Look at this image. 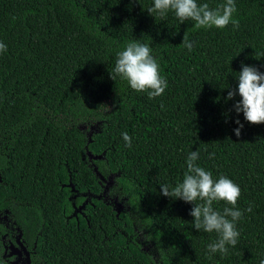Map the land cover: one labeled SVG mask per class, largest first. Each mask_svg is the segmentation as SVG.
<instances>
[{"label": "trees", "instance_id": "1", "mask_svg": "<svg viewBox=\"0 0 264 264\" xmlns=\"http://www.w3.org/2000/svg\"><path fill=\"white\" fill-rule=\"evenodd\" d=\"M197 2L215 9L224 0ZM234 2L238 28L196 29L173 12L149 14L153 0H0V264L11 247L27 253L17 264H152L127 215L97 198L87 153L117 174L162 264H261L264 124L247 123L232 110L239 96L225 97L242 64L264 73V0ZM130 41L150 46L168 84L161 96L110 78ZM96 123L88 140L81 127ZM192 151L241 191L240 235L226 255L207 251L218 236L193 228L194 205L160 193L182 182Z\"/></svg>", "mask_w": 264, "mask_h": 264}, {"label": "clouds", "instance_id": "2", "mask_svg": "<svg viewBox=\"0 0 264 264\" xmlns=\"http://www.w3.org/2000/svg\"><path fill=\"white\" fill-rule=\"evenodd\" d=\"M148 13H156L162 19L173 12L180 25L186 21L194 22L196 29H224L230 23L234 28L239 27L238 20L233 19L236 12L234 0H224L217 8L209 7L208 3L198 4L197 0H153V6ZM183 46L192 51L194 42L189 41L186 33L182 39ZM7 50L0 42V53ZM114 75L127 81L135 92H146L149 99L161 96L168 87L167 80L161 76L157 59L152 55L148 44L130 41L122 51L117 53ZM237 87L229 88L225 101H231L239 96V101L233 104L232 110L252 125L264 124V73L251 65H241L238 73ZM234 129V135L239 137L243 124L239 120ZM126 147H131L132 140L127 132L122 133ZM199 152L192 151L186 160V172L183 180L174 187L167 184L160 186L164 197L182 200L194 205L189 213L193 218V228L205 233H216L218 238L207 246L211 254L226 255L229 247H235L240 233L236 224L242 218V211L237 207L241 191L237 184L226 176L213 178L210 171L197 164ZM224 202L227 207L222 211L214 208V203ZM249 207L246 211L250 212ZM264 264V260L261 261Z\"/></svg>", "mask_w": 264, "mask_h": 264}, {"label": "rangeland", "instance_id": "3", "mask_svg": "<svg viewBox=\"0 0 264 264\" xmlns=\"http://www.w3.org/2000/svg\"><path fill=\"white\" fill-rule=\"evenodd\" d=\"M81 130L85 133L88 140H90L92 135L100 132L101 126L99 123H96L88 127H81ZM86 160L89 162L101 185V193L97 198L106 204H110L117 212H123L127 215L131 223L133 235L136 242L141 246V250L150 256L152 264H162L157 246L149 238V227L133 201L124 193L118 182L117 174L110 171L102 156H94L87 153ZM79 199L80 196L74 193L70 200L71 205L76 210H79L83 205L78 204Z\"/></svg>", "mask_w": 264, "mask_h": 264}, {"label": "flooded vegetation", "instance_id": "4", "mask_svg": "<svg viewBox=\"0 0 264 264\" xmlns=\"http://www.w3.org/2000/svg\"><path fill=\"white\" fill-rule=\"evenodd\" d=\"M23 254L27 255V253L23 249L21 250L20 248L11 247L9 256H12V259L11 257H9L7 259L8 263L17 264V260L15 259V257L22 258Z\"/></svg>", "mask_w": 264, "mask_h": 264}]
</instances>
